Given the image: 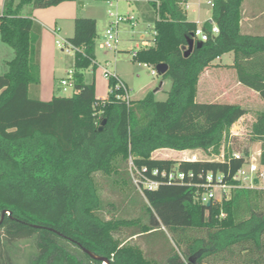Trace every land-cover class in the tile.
I'll list each match as a JSON object with an SVG mask.
<instances>
[{
  "label": "trees",
  "instance_id": "16d2710c",
  "mask_svg": "<svg viewBox=\"0 0 264 264\" xmlns=\"http://www.w3.org/2000/svg\"><path fill=\"white\" fill-rule=\"evenodd\" d=\"M79 1L85 0H6L0 15V40L15 53L8 72L0 76V264H17V246L23 241L33 246L26 264H102L82 247L110 264H211L208 259L233 256L237 248L264 264V190H236L230 200L210 206L195 199L189 186L147 191L149 222L136 225L132 236L157 233L166 241L162 229L167 230L176 247L167 249L162 263L116 239L114 233L135 224L107 222L98 215L102 202L94 178L118 173L130 159L137 167L171 170L179 165L195 174H233L243 165L234 159L230 164H180L152 154L162 149L218 152L231 126L246 114L240 105L196 101L201 75L225 54L234 53L240 83L264 103V36L241 33L244 0H213L211 20L202 28L210 34L215 24L219 34L205 42L195 38L198 24L187 17L188 0L150 2L151 16L146 17L154 22L156 41L139 50L135 60L151 67L168 65L160 76L172 82L164 102L154 93L129 103L111 93L105 102L97 100L94 83L85 82V72L97 68V22L77 18L68 40L77 49L73 95L44 102L39 90L42 26L21 11L28 5L47 9ZM192 40L195 45L185 56L184 47ZM249 140L262 144L264 166V111ZM192 229L206 231L205 236L184 238Z\"/></svg>",
  "mask_w": 264,
  "mask_h": 264
},
{
  "label": "rangeland",
  "instance_id": "374dc122",
  "mask_svg": "<svg viewBox=\"0 0 264 264\" xmlns=\"http://www.w3.org/2000/svg\"><path fill=\"white\" fill-rule=\"evenodd\" d=\"M152 1L153 0L118 1L120 13L135 17L139 27L133 29L130 25L121 26L120 43L117 50H106L100 47L103 38L99 41H95V43H98L96 49L97 60L95 59L97 68L95 70L90 68L85 72V82L94 83L97 100L107 99L110 94V84L109 80L104 76V68H107L112 73L115 72L117 75L125 79L130 89L129 96L131 101L136 102L142 100L149 93H154L157 101L164 102L167 100L172 82L166 80L162 89H160V85L163 82L162 78L159 75H153L151 67L139 63L133 57V52H138L135 40L140 36V24L142 23L139 21V16L142 18V14L144 13L141 9L142 7L139 8L137 3L148 10L149 4ZM190 2H200L206 9L211 8L210 5L202 0H190ZM92 5L93 8L91 11L101 14L107 19L105 21L108 22L107 6L102 1L94 0ZM85 14H88V12H85ZM148 15L151 16V13L148 12ZM143 20L150 26V28H148V25L146 24L143 30L149 34L147 40L152 47L155 44V38L153 36L155 25L154 22L147 19V17ZM105 27V22L99 24L98 32L101 35L104 34L106 30ZM3 45V48H0V76L8 72V62L15 58L14 50L6 44ZM230 57H232V55H230ZM227 61L228 57L225 58L224 62ZM70 71H74V51L63 50L58 46L57 42L45 50L40 67L41 83L39 85V90L42 91V94H40L42 101H51L55 95L62 97H70L73 95L72 89H68L67 91L62 90L61 88L59 89V85L55 81L56 77H67ZM241 101L245 106L253 109L252 111L259 112L261 110L259 106L262 103V99L256 93L250 92L247 96H244ZM220 102L224 103L227 101L222 100ZM249 142L248 136L239 137L237 140H234L233 150L242 154L249 151L253 156H256L257 150L254 146H248ZM220 152H222V148H220L218 152L213 153L220 154ZM163 156L169 157L165 158L167 160H176L180 158L179 154L170 151H164L162 155L160 153V155H156L155 157L159 159ZM94 178L97 184L98 195L102 202V209L98 212V215L107 222L113 223L122 221L135 224L129 227H123L118 232L114 233L116 239L123 243L138 246L145 252L148 258L157 259L163 263L166 258L167 249L170 247H176L173 236L167 230L164 228L162 229L169 242L160 238L161 235L155 236L157 233L132 236V234L139 229L136 225L148 224L149 216L147 213V201L145 196L135 188L130 176L129 166L123 164L118 173L112 175L98 173ZM257 190H264V185L262 184L259 186ZM205 233L206 231L204 230L192 229L186 232L184 238L192 239L203 237L205 236ZM17 248V264H26L30 253L33 252L32 242H20L18 243ZM239 251L240 249L237 248L235 250L236 254L233 256L229 254L220 255L208 259L207 261L211 264H258L256 262L258 261L257 255L248 254V252L240 253Z\"/></svg>",
  "mask_w": 264,
  "mask_h": 264
},
{
  "label": "built area",
  "instance_id": "2783aa9c",
  "mask_svg": "<svg viewBox=\"0 0 264 264\" xmlns=\"http://www.w3.org/2000/svg\"><path fill=\"white\" fill-rule=\"evenodd\" d=\"M107 6V16L109 18V26L105 31L103 42L100 47L106 50H117L120 43V29L122 25H130L136 29L138 23L135 17L129 15H123L118 8L119 0H104ZM211 7L213 6V0H202ZM148 27H150L148 25ZM219 28L213 24L210 34L206 33L201 25L195 31V38L200 41H208L211 35H218ZM155 41L157 37V31L153 34ZM57 44L63 50L77 51V49L71 45L68 41L59 39ZM142 47H151L150 42L147 39H143L140 43ZM137 56V52H133V57ZM152 68V74L158 75L156 67ZM104 76L108 80H114L115 84L110 87V93L115 95L116 100L129 103L130 93L127 85L119 79L117 74L110 72L107 68H104ZM74 72L70 71L66 78L60 81L62 90L74 89ZM105 102L106 100H101ZM246 119L241 117L235 122L229 131L227 143L222 147L220 154H214L212 151L205 152L203 150H188L177 152L180 155L179 159H176L178 163H197V162H209V163H229L231 160H242L243 165L233 174L224 173L222 171L207 172L206 174H195L192 171L185 172L179 165L173 167L171 170L150 169L147 166L137 167L132 159L129 162V171L132 178V182L135 188L145 196V193L158 190L162 186L166 185H182L189 186L195 190V199H197L203 205L221 204L224 201H228L232 198L234 191L240 189H257L262 184L264 185V166L260 163L259 155L245 156L240 152L233 150L234 138L249 136L252 133L251 125H247ZM253 126V125H252ZM258 157V158H257ZM174 160V159H170ZM197 179L199 182H195ZM257 181V183H256Z\"/></svg>",
  "mask_w": 264,
  "mask_h": 264
},
{
  "label": "crops",
  "instance_id": "0c3cea01",
  "mask_svg": "<svg viewBox=\"0 0 264 264\" xmlns=\"http://www.w3.org/2000/svg\"><path fill=\"white\" fill-rule=\"evenodd\" d=\"M18 3L20 0H14ZM6 0H0V15L4 11ZM105 5V1H102ZM93 0H85L84 5H80L79 2H64L58 6H54L47 9H35L32 6H25L21 15L23 17H30L35 22L42 26V35H41V63L43 54H45V50L48 49L52 44L56 43L57 40L62 39L68 41L73 37L75 32V20L77 18H92L97 22V39L101 40L104 37V34H100L98 32V26L101 22L106 23L105 29L109 26V21L106 22L105 17L101 14H98L94 11H91L93 8ZM139 8L144 11L141 16H139V21L142 23L140 36L135 40L136 49L141 50L145 47L141 46V42L143 39H147L149 34L145 32L143 29L145 25H149L143 19L146 17L148 10L143 8L142 5L137 3ZM107 8V7H106ZM87 10V11H86ZM185 11L187 13V17L190 21L197 23L198 25H203L207 21L211 20L212 16V7L210 9H206L200 2L192 3L188 0V3L185 5ZM88 12V14H85ZM92 14H91V13ZM140 15V14H139ZM106 16V14H105ZM139 27V26H138ZM150 28V27H148ZM134 29V28H133ZM240 29L243 35H251V36H264V0H244L242 4V15L240 21ZM106 31V30H105ZM4 43L0 40V48ZM97 44L95 47V58L97 60ZM232 55V57H230ZM228 57V61L224 62L225 58ZM234 53H228L223 55L222 57L215 60L201 75L198 89H197V97L196 101L199 103H221L220 101L226 104H236L240 105L243 109L246 110V114L243 116V119L248 120L247 125H252L255 123L259 113L264 111V103L260 104V111H252L253 109L248 108L241 101L244 96H247L250 92H257L249 89L240 83L238 74L235 68H233L234 64ZM151 67V66H149ZM115 73V72H114ZM116 74V73H115ZM120 80H122L128 87L127 82L124 78L117 75ZM66 78V77H64ZM64 78H57L55 81L60 85V81ZM166 80L163 81L160 85V89H162ZM61 87L59 86V89ZM55 89V88H54ZM62 89V88H61ZM129 89V87H128ZM160 91V90H159ZM130 92V89H129ZM42 94V91H40ZM259 95V94H258ZM59 96V95H55ZM106 100V99H102ZM243 137V136H242ZM250 137V135L248 136ZM239 137L234 138L237 140ZM227 138L222 142L221 148L226 145ZM250 141V140H249ZM251 147H255L257 150V155H261L262 153V144L260 142H249ZM250 148V147H249ZM164 151H170L172 153H177V151L162 149L154 152L152 154V158L157 159L156 155H162ZM252 155V154H250ZM169 157H161L159 159H165Z\"/></svg>",
  "mask_w": 264,
  "mask_h": 264
},
{
  "label": "water",
  "instance_id": "95a60500",
  "mask_svg": "<svg viewBox=\"0 0 264 264\" xmlns=\"http://www.w3.org/2000/svg\"><path fill=\"white\" fill-rule=\"evenodd\" d=\"M79 4L83 6V5H84V1H79ZM194 45H195V42L192 40V41H190V43H189V47H188V48H187V47H184V50H186L185 56H188V55L191 53V51H192ZM156 70H157L158 75H159V76H162V75H164V74L168 71V65H167V64H159V65L156 66ZM104 124H105V122L102 124L100 130H102ZM256 183H257V181H256ZM210 205H211V203H208V204H207V206H210ZM3 218H4V214H3V216H2V219H3ZM82 250H83L88 256H90L92 259H95V260L101 262L102 264H105V263H106V264H110V262H109V260H108L107 258H105V257H101V256H97V255H95L94 253H92L91 251H89L88 249L83 248V247H82Z\"/></svg>",
  "mask_w": 264,
  "mask_h": 264
},
{
  "label": "bare ground",
  "instance_id": "6f19581e",
  "mask_svg": "<svg viewBox=\"0 0 264 264\" xmlns=\"http://www.w3.org/2000/svg\"><path fill=\"white\" fill-rule=\"evenodd\" d=\"M106 264V263H105Z\"/></svg>",
  "mask_w": 264,
  "mask_h": 264
}]
</instances>
